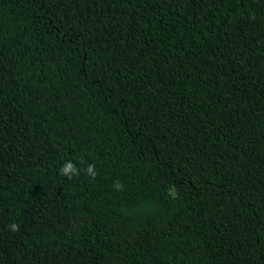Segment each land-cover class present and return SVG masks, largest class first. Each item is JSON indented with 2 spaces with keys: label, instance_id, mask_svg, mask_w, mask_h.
I'll return each mask as SVG.
<instances>
[{
  "label": "trees",
  "instance_id": "trees-1",
  "mask_svg": "<svg viewBox=\"0 0 264 264\" xmlns=\"http://www.w3.org/2000/svg\"><path fill=\"white\" fill-rule=\"evenodd\" d=\"M0 264H264V0H0Z\"/></svg>",
  "mask_w": 264,
  "mask_h": 264
},
{
  "label": "clouds",
  "instance_id": "clouds-1",
  "mask_svg": "<svg viewBox=\"0 0 264 264\" xmlns=\"http://www.w3.org/2000/svg\"><path fill=\"white\" fill-rule=\"evenodd\" d=\"M83 171L92 179H95L97 173L95 171V165L90 163L87 165L86 168L83 169ZM59 172L61 175L67 177L68 179H72L73 176H79L80 170L76 167L74 163L71 161H66L62 167L59 169ZM113 187L119 191L122 189V184L117 180L113 182ZM9 228L11 231H19V225L16 223H12L9 225Z\"/></svg>",
  "mask_w": 264,
  "mask_h": 264
}]
</instances>
